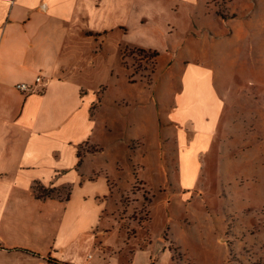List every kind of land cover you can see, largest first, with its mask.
I'll return each instance as SVG.
<instances>
[{"label": "crops", "instance_id": "1", "mask_svg": "<svg viewBox=\"0 0 264 264\" xmlns=\"http://www.w3.org/2000/svg\"><path fill=\"white\" fill-rule=\"evenodd\" d=\"M198 4L0 0V264H129L127 248L108 233L119 166L143 167L136 148L147 143L154 150L163 119L181 149L174 155L184 178L219 116L216 96L210 110L202 99L213 67L188 61L177 77L182 89L175 105L163 116L156 91L146 95L134 80L127 88L130 73L145 77L130 66L128 52L148 48L142 41L147 20L161 36L157 15L167 24L177 10L191 36L184 44L194 40ZM237 22L226 37L234 36ZM208 31L206 40L223 41ZM153 60L156 65L159 56ZM40 75L45 83L36 92L16 88L34 85ZM40 188L50 193L42 196Z\"/></svg>", "mask_w": 264, "mask_h": 264}, {"label": "rangeland", "instance_id": "2", "mask_svg": "<svg viewBox=\"0 0 264 264\" xmlns=\"http://www.w3.org/2000/svg\"><path fill=\"white\" fill-rule=\"evenodd\" d=\"M199 1L194 40L184 44L191 36L177 10L167 24L157 15L164 35L147 20L142 41L148 48L128 52L130 66L145 77L130 73L127 88L134 80L146 95L156 91L163 116L175 105L188 61L213 67L202 99L210 110L214 94L219 116L212 140L188 160L192 169L184 178L174 155L181 149L163 119L154 150L147 143L136 148L143 167L119 166L108 233L127 248L129 264H264V0ZM234 20V36L226 37ZM208 29L223 41L206 40Z\"/></svg>", "mask_w": 264, "mask_h": 264}, {"label": "built area", "instance_id": "3", "mask_svg": "<svg viewBox=\"0 0 264 264\" xmlns=\"http://www.w3.org/2000/svg\"><path fill=\"white\" fill-rule=\"evenodd\" d=\"M42 76H37L34 85H30L27 83H18L16 84V88L23 92H36V86L44 84Z\"/></svg>", "mask_w": 264, "mask_h": 264}, {"label": "trees", "instance_id": "4", "mask_svg": "<svg viewBox=\"0 0 264 264\" xmlns=\"http://www.w3.org/2000/svg\"><path fill=\"white\" fill-rule=\"evenodd\" d=\"M39 191L41 192L40 195H42V196L48 195L50 193V191L46 192V190H44L42 188H40Z\"/></svg>", "mask_w": 264, "mask_h": 264}]
</instances>
